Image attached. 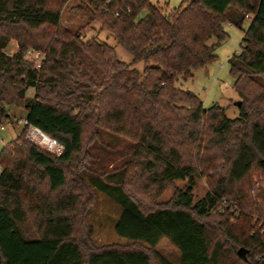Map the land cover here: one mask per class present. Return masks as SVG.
Listing matches in <instances>:
<instances>
[{
    "label": "trees",
    "instance_id": "1",
    "mask_svg": "<svg viewBox=\"0 0 264 264\" xmlns=\"http://www.w3.org/2000/svg\"><path fill=\"white\" fill-rule=\"evenodd\" d=\"M69 1L0 0V123L9 107L23 109L22 120L64 146L44 152L22 125L0 149V264H173L156 250L163 238L179 264H264V0H82L141 71L61 25ZM247 20L228 59L241 102L229 119L175 82L216 59L225 22ZM29 50L43 54L38 65ZM105 134L127 142L123 157L93 155L94 145L113 152ZM200 177L207 189L194 201ZM184 180L164 207L145 205ZM97 191L120 207L115 233L140 248L92 244Z\"/></svg>",
    "mask_w": 264,
    "mask_h": 264
},
{
    "label": "rangeland",
    "instance_id": "2",
    "mask_svg": "<svg viewBox=\"0 0 264 264\" xmlns=\"http://www.w3.org/2000/svg\"><path fill=\"white\" fill-rule=\"evenodd\" d=\"M153 4L164 5L168 8L178 6L183 0H149ZM144 13L141 14V16ZM90 14L88 9L84 6L82 0H70L61 13L60 22L61 25L66 27L70 32H78L82 36V40L89 38H95L98 41L105 42L111 46L119 60L136 68L139 71L143 69L144 64L142 62H133L132 56L119 46L113 36L103 29L99 23L89 20ZM248 26V20L245 21L241 28L234 25H229L225 22L223 27L227 33V37L215 48L216 59L201 68L196 69L193 72V76L190 79L182 80L179 78L175 85L185 90H189L199 97L203 103V107L208 108L212 104H218L225 110V115L229 119L238 117V106L235 105L237 101H240L237 93L232 88L233 78L228 73V59L235 53H238L241 49V39L243 31ZM215 42V38L211 37L208 40L209 44ZM16 50V43L10 41L6 52L12 54ZM27 54V53H26ZM30 60L34 61L38 65L43 54L39 55V59L35 58L34 54L27 56ZM28 93L31 94L32 90L29 89ZM10 117L3 120L0 126L4 129L0 130V149L7 144L10 140L14 139L21 131L22 117L25 114L23 109H14L9 107ZM102 140L105 144L113 146L114 150L109 153L108 149L104 150L101 146H92L91 152L95 156H99L100 159H104L106 162L113 161L123 157L127 152L128 144L126 141L116 140L111 138L110 135H102ZM96 168L98 165H94ZM97 170H101L97 168ZM252 181H261L257 176H252ZM186 181H174L169 185L161 194L155 197L147 198L143 197L145 205L154 206V208L164 207L168 204L172 198L174 192L177 189L184 187ZM205 178L200 177L195 180V184L192 188V197L196 201L202 198L206 192ZM119 205L110 198L105 192L97 191L93 194L92 205L89 208L87 223L91 224L92 244L95 246H107L116 244L120 246H128L131 248V243L126 239L119 237L114 231L115 222L119 216ZM140 248V245H136L132 248ZM158 250L167 260L173 264H179L180 253L166 238H163L156 245Z\"/></svg>",
    "mask_w": 264,
    "mask_h": 264
},
{
    "label": "built area",
    "instance_id": "3",
    "mask_svg": "<svg viewBox=\"0 0 264 264\" xmlns=\"http://www.w3.org/2000/svg\"><path fill=\"white\" fill-rule=\"evenodd\" d=\"M248 17V16H246ZM35 58L39 59V53L36 51L29 50L27 56L33 55ZM22 125L26 126L25 139L39 147L44 152L50 153L54 156H60L64 151V146L62 143L58 142L56 139L50 137L49 135L42 132L35 126H32L27 123L24 119L22 120ZM4 127L0 126V130H3ZM2 140L0 139V142Z\"/></svg>",
    "mask_w": 264,
    "mask_h": 264
},
{
    "label": "water",
    "instance_id": "4",
    "mask_svg": "<svg viewBox=\"0 0 264 264\" xmlns=\"http://www.w3.org/2000/svg\"><path fill=\"white\" fill-rule=\"evenodd\" d=\"M240 103H241L240 101H237V102L235 103V105L239 106ZM239 251H241V249H240Z\"/></svg>",
    "mask_w": 264,
    "mask_h": 264
}]
</instances>
